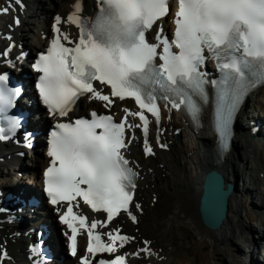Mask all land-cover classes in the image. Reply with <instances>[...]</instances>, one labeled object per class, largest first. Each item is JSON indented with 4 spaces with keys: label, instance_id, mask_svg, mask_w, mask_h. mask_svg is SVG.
Returning <instances> with one entry per match:
<instances>
[{
    "label": "snow or ice",
    "instance_id": "6c2138e0",
    "mask_svg": "<svg viewBox=\"0 0 264 264\" xmlns=\"http://www.w3.org/2000/svg\"><path fill=\"white\" fill-rule=\"evenodd\" d=\"M96 2L94 16L85 17L81 15V0H75L66 21L78 30L76 38L61 31L58 25L62 18L56 16L46 50L31 65L39 73L35 88L50 116L66 117L81 97L103 102L105 108L112 107L114 98L132 99L138 108H123L119 122L113 115L92 111L91 119L58 121L49 133L50 161L43 171V192L50 205L67 204L59 220L71 232L67 236L71 254H77L76 236L83 230L91 257L115 253L117 242L123 248L133 239L119 234L117 228L104 233L108 237L105 242L94 231L104 228L120 213L137 222L130 205L138 173L123 154L135 136L126 137V132L140 129L144 134L143 153L152 155L146 113L158 125L160 102H164L166 108L170 105L199 127L203 108L211 103L219 147L227 149L232 118L242 97L257 85H264V0H176L171 41L162 27L154 30L156 22L169 15L170 0ZM14 4L23 8L22 0H14ZM12 7L13 0H9L0 12L7 14ZM13 23L19 26V18ZM153 30L149 40L148 33ZM207 59L215 63V79L209 80L201 70ZM8 79L7 74H0V140L13 138L20 127V121L9 115V110L21 89L10 87ZM104 87L109 90L107 94ZM129 117L133 121L138 118L139 123L128 122ZM157 144L167 147L159 137ZM79 201L94 213L106 214V219H92L90 225L86 224L85 215L73 211ZM140 208L135 204L137 211ZM144 245L131 255H152L149 242ZM29 253L32 264H47L40 243L30 245ZM127 255L99 259L98 264H125ZM8 259L6 250H0V264ZM80 264L96 262L81 257Z\"/></svg>",
    "mask_w": 264,
    "mask_h": 264
},
{
    "label": "bare ground",
    "instance_id": "6f19581e",
    "mask_svg": "<svg viewBox=\"0 0 264 264\" xmlns=\"http://www.w3.org/2000/svg\"><path fill=\"white\" fill-rule=\"evenodd\" d=\"M25 1L27 4L24 10L15 8L10 14L0 16V45L4 44V32L10 33V25H14L13 20L18 17L20 24L14 26L18 40L16 49L30 50L32 47L42 46L46 42L43 37L47 35L53 17L59 15L62 18L61 25L66 26V18L75 2L45 0L48 1L46 7L43 0ZM4 2L0 0L3 6L9 0ZM94 9V0H82L83 15H92ZM68 29L73 31L71 27ZM25 31H28L30 38L26 37ZM1 70L3 67L0 66ZM96 104L83 100L80 108L88 109ZM127 104L128 101L117 103L113 109L121 112L120 108ZM256 108L263 113L256 114ZM208 113L209 110L202 116V126L192 132L187 131L174 113L162 117L159 121L160 129L154 136L168 144L166 150L154 143L153 155L145 156L140 138L139 141L134 139L125 151L130 163L138 171L135 200L141 208L139 211L133 208L136 223L121 214L112 222V226H119L122 232L138 237L132 243L134 247H142L141 238H145L150 241L153 250L152 255L131 259L130 264H215L216 255L220 252L228 253L232 264H264V254L259 249L260 242L264 241V218L257 216V210H264V87L251 94L245 108L240 110L231 150L222 157L214 150L215 137L208 121H205ZM74 114L76 111L72 113ZM251 120L254 121L253 124L250 123ZM254 125H257L256 135L261 138V142L250 135ZM177 128L183 130L182 135L179 133V139L174 134ZM251 133L254 134V131ZM4 150L7 152L4 161L0 162V173L3 168L11 167L7 155L11 156L12 147H0V156H3L1 153ZM31 162L34 166L32 174L46 163L39 152L32 154ZM209 169L218 170L226 182L236 184L235 191L228 198L227 216L216 229L203 225L197 208L203 175ZM28 182L35 183L30 178ZM0 189H10V186L0 180ZM8 209L11 210L12 206H8ZM14 219L17 222L0 223V250H6L10 257L3 264H18L26 254L23 238L30 239L29 234L21 231L23 223ZM252 222H256L258 226H253ZM180 225L193 231L196 238L192 243H178L177 246L172 243L173 229ZM250 228H254L255 233L257 229L256 238L252 234L254 230ZM53 233L56 234V231ZM247 243H250L249 246ZM242 244H245L243 248ZM206 247L210 250L206 251ZM254 252L259 253L261 258H252ZM25 262L30 261L26 259ZM62 264H66V261Z\"/></svg>",
    "mask_w": 264,
    "mask_h": 264
},
{
    "label": "water",
    "instance_id": "95a60500",
    "mask_svg": "<svg viewBox=\"0 0 264 264\" xmlns=\"http://www.w3.org/2000/svg\"><path fill=\"white\" fill-rule=\"evenodd\" d=\"M236 184L226 182L216 169H209L203 176L197 200L200 219L209 229L218 228L227 216L228 198L235 191Z\"/></svg>",
    "mask_w": 264,
    "mask_h": 264
},
{
    "label": "rangeland",
    "instance_id": "374dc122",
    "mask_svg": "<svg viewBox=\"0 0 264 264\" xmlns=\"http://www.w3.org/2000/svg\"><path fill=\"white\" fill-rule=\"evenodd\" d=\"M43 3H44V5L47 7L48 6V1H45V0H43L42 1ZM46 2V3H45ZM183 131V130H182ZM182 131H180V134L182 135ZM252 137V136H251ZM186 138V137H185ZM175 141H179V140H176L175 139ZM171 146V148H173V145H170ZM37 152V151H36ZM263 189H264V186H263ZM162 202H164V200L162 199L161 200ZM264 211V210H263ZM262 218H264V217H262ZM252 225L254 226V225H256V226H258V224L256 223V222H252ZM250 229H252V230H254V232H252V234H254L253 236H255V238L257 237V235H258V231H257V229H256V233H255V229L254 228H250ZM173 241H172V243L174 244V245H179L180 243H182V244H190V243H192L194 240H195V238H196V236L194 235V233H193V231L191 230V229H189L188 227H186V226H184V225H180L179 227H176V228H174L173 229ZM257 240V239H256ZM261 241V240H260ZM258 242V241H257ZM176 243V244H175ZM179 243V244H178ZM261 243V246H264V241H261L260 242ZM184 244V245H185ZM243 246H245V244L243 245H241V247L243 248ZM208 250H210V248H208V247H206V251H208ZM260 251H261V253L262 254H264V249H260ZM259 254V253H258ZM258 254H256L255 252L254 253H252V258H254L255 259V257H257V258H261V257H259V255ZM215 264H232V261H231V258H230V255L228 254V253H226V252H220V253H217V255H216V261L214 262ZM18 264H20L19 263V261H18ZM244 264V263H243Z\"/></svg>",
    "mask_w": 264,
    "mask_h": 264
}]
</instances>
